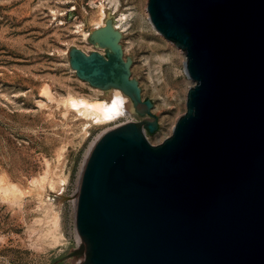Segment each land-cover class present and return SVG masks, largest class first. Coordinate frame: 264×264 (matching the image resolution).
Wrapping results in <instances>:
<instances>
[{
	"label": "water",
	"instance_id": "water-1",
	"mask_svg": "<svg viewBox=\"0 0 264 264\" xmlns=\"http://www.w3.org/2000/svg\"><path fill=\"white\" fill-rule=\"evenodd\" d=\"M153 29L184 51L193 86L172 134L131 75L107 13L68 51L77 79L129 100L134 121L104 133L75 206L80 264H264V0H147Z\"/></svg>",
	"mask_w": 264,
	"mask_h": 264
},
{
	"label": "rangeland",
	"instance_id": "rangeland-1",
	"mask_svg": "<svg viewBox=\"0 0 264 264\" xmlns=\"http://www.w3.org/2000/svg\"><path fill=\"white\" fill-rule=\"evenodd\" d=\"M146 6L147 0H0V264H75L82 166L92 144L127 119L96 122L84 111L81 103L103 99L77 79L68 51L97 50L85 35L102 27L108 12L125 14L123 52L158 117L160 129L147 141L161 144L185 114L193 86L185 53L154 31ZM33 178L39 183L30 186ZM8 184L28 192L6 194Z\"/></svg>",
	"mask_w": 264,
	"mask_h": 264
},
{
	"label": "bare ground",
	"instance_id": "bare-ground-1",
	"mask_svg": "<svg viewBox=\"0 0 264 264\" xmlns=\"http://www.w3.org/2000/svg\"><path fill=\"white\" fill-rule=\"evenodd\" d=\"M117 9H118V6H115L114 11H116ZM113 19H114L115 28L118 31H120L122 34L123 33L122 28L124 27V24H122V21L125 20V14H123V13L118 14L116 16V18H113ZM87 36H88V34L85 35V37H87ZM185 62L186 61H184L183 63L185 64ZM95 91L99 93L100 97H102V99H103L102 101H99V102L97 101V102H93V103H88V102L81 103V106L84 108V111L91 118H93V120H95L96 122H108V121H114V120L121 118V117H125L127 119L126 122H131L130 120L132 119L131 118L132 114H131V108H130L129 100L125 96H123L120 91H118L116 89H112L108 96H105L104 91H102V90L95 89ZM120 125H122V124H120ZM120 125H118L116 127H119ZM116 127H114V128H116ZM94 145H95V143H93L91 148L89 149L88 154H87V158H88V155H89V153L92 150ZM84 165H85V163H84ZM84 165L82 166L81 174H82ZM81 174H80V178H81ZM79 182H80V179H79ZM37 183H39V178H33L30 181L29 185L34 186ZM39 185H37V186H39ZM5 188H7V190H9V191H7L8 193H6V194H9L10 191L15 192L16 193L15 195L28 192V189L27 190L26 189H23V190L19 189L14 184H8L7 187L5 186ZM31 189H33V188H31ZM1 190H2V188H1ZM3 190H2V192L6 191V190L5 191H3ZM77 193H78V190L74 196V208L76 205ZM77 238H78L79 244H80V238H79L78 234H77ZM76 254L77 255H76V259H75V264H80L82 259H83V253L81 251V246L79 247L78 253H76Z\"/></svg>",
	"mask_w": 264,
	"mask_h": 264
},
{
	"label": "trees",
	"instance_id": "trees-1",
	"mask_svg": "<svg viewBox=\"0 0 264 264\" xmlns=\"http://www.w3.org/2000/svg\"><path fill=\"white\" fill-rule=\"evenodd\" d=\"M148 136H150V135H148Z\"/></svg>",
	"mask_w": 264,
	"mask_h": 264
}]
</instances>
